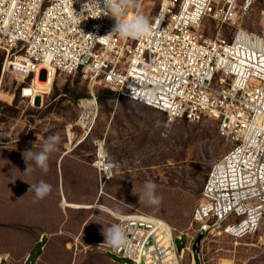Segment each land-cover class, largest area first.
<instances>
[{
    "label": "built area",
    "instance_id": "obj_1",
    "mask_svg": "<svg viewBox=\"0 0 264 264\" xmlns=\"http://www.w3.org/2000/svg\"><path fill=\"white\" fill-rule=\"evenodd\" d=\"M144 1L129 3L127 14L147 17L152 34L124 38L110 34L115 20L91 0H0V50L4 66L22 77L21 97L31 106L53 86L37 88L43 70L54 80L82 74L92 88L79 103L83 135L98 117L95 86L161 111L169 122H217L231 148L211 166L187 245L178 249L184 235L162 218L139 213L119 221L130 244L114 249L118 258L181 264L185 251L195 256L201 234V243L222 235L243 239L264 226V0H160L152 16L141 12ZM256 2L259 30L251 31L239 20ZM207 18L215 23L213 37L204 32Z\"/></svg>",
    "mask_w": 264,
    "mask_h": 264
},
{
    "label": "rangeland",
    "instance_id": "obj_2",
    "mask_svg": "<svg viewBox=\"0 0 264 264\" xmlns=\"http://www.w3.org/2000/svg\"><path fill=\"white\" fill-rule=\"evenodd\" d=\"M159 3L145 0L141 12L152 16ZM260 9L256 2L239 22L258 31ZM233 31L231 26L224 28L228 39ZM204 32L209 37L216 33L210 18ZM5 57L0 50V263L26 264L29 250L45 236L43 251L32 264H131L102 244L103 227L120 221L106 208L119 209L123 217L142 213L166 220L177 235H184L176 241L183 249L186 234L196 229L191 224L205 178L212 164L231 148L217 122H169L161 111L95 86L98 117L93 131L83 135L76 124L79 103L91 96L92 88L82 74H58L51 91L31 106L19 95L22 77L4 66ZM53 134H59L60 143L50 154L48 172L36 168L25 174L23 153L40 151ZM62 155L65 161L58 163ZM28 164L34 167L31 160ZM41 180L53 190L34 202L29 188ZM148 180L157 185L159 206L140 203L139 195L133 194L134 188L140 193ZM189 195L192 203L185 210L183 199ZM64 201L98 203L103 211L67 208ZM200 249V259L186 251L181 264H191L194 258L199 264H264V226L257 235L243 239L207 237ZM37 253L39 249L35 257Z\"/></svg>",
    "mask_w": 264,
    "mask_h": 264
},
{
    "label": "clouds",
    "instance_id": "obj_3",
    "mask_svg": "<svg viewBox=\"0 0 264 264\" xmlns=\"http://www.w3.org/2000/svg\"><path fill=\"white\" fill-rule=\"evenodd\" d=\"M91 2L95 7L102 8V15L110 16L115 20V25L110 34L115 33L124 38H147L152 34L154 26L147 17L137 14L128 18V6L129 3L134 2V0H104V7H101L98 0H91ZM59 143V134H53L46 138L40 151L34 152L33 150H26L23 153L24 160L27 164L24 173L30 174L35 171L36 168L47 173L49 170L50 154L58 149ZM28 160L33 162L34 167L29 166ZM156 188L157 185L155 182L148 180L144 183L140 193H136L134 188L133 194L139 195L140 203L148 206H159L162 197L156 194ZM52 190L53 186L44 180H41L36 184H31L29 188V191L34 193V202L44 199L52 192ZM99 209L100 211H103V208ZM111 211L113 216L124 219L122 212L119 209H113ZM102 235L105 238L102 244L108 245L116 250L127 248L130 244L127 233L122 224H113L107 229L103 227Z\"/></svg>",
    "mask_w": 264,
    "mask_h": 264
},
{
    "label": "bare ground",
    "instance_id": "obj_4",
    "mask_svg": "<svg viewBox=\"0 0 264 264\" xmlns=\"http://www.w3.org/2000/svg\"><path fill=\"white\" fill-rule=\"evenodd\" d=\"M53 83H54L53 77H51L50 79H46L44 81L41 80V79H39V80L36 81V84L38 85V87L39 88L42 87L41 89H44L43 87H46V86L47 87H50ZM103 155H104V152L101 151L100 152V157L103 158ZM105 166L110 169L108 163H106ZM62 205L65 206V207H67V208L85 209V210H87V209L90 210V209H98V208H100V205L98 203L97 204H77V203H74V202L64 201L62 203ZM105 210L108 211V212H110V213H112L111 209L106 208ZM124 219H130V217H126L125 216ZM172 264H178V263L177 262H173Z\"/></svg>",
    "mask_w": 264,
    "mask_h": 264
},
{
    "label": "trees",
    "instance_id": "obj_5",
    "mask_svg": "<svg viewBox=\"0 0 264 264\" xmlns=\"http://www.w3.org/2000/svg\"><path fill=\"white\" fill-rule=\"evenodd\" d=\"M19 95L21 96V88H19ZM202 173H204V172H202ZM206 178H207V176H206ZM206 178H205V180H206ZM195 198H196V193L193 194V199H195ZM191 203H192V195L185 196L184 199H183L182 207L185 210H188V208L190 207ZM46 240H47V238L45 236H43V238L41 240H38L36 242V244L29 250V252L27 253L28 259L26 261V264H28V263L32 264V263L36 262V260L38 259V257L41 255V253L43 251L42 250V248L44 246L43 243ZM38 249H39V253H37V256L35 257V251L38 250ZM34 257H35V259H34ZM196 264H199V263L196 262Z\"/></svg>",
    "mask_w": 264,
    "mask_h": 264
},
{
    "label": "water",
    "instance_id": "obj_6",
    "mask_svg": "<svg viewBox=\"0 0 264 264\" xmlns=\"http://www.w3.org/2000/svg\"><path fill=\"white\" fill-rule=\"evenodd\" d=\"M46 71L45 70H43V72H42V74H41V79L44 81V80H46ZM203 238H204V235L203 234H201L199 237H198V239L196 240V242H195V245H194V253L195 254H198L199 252H200V247H201V241L203 240Z\"/></svg>",
    "mask_w": 264,
    "mask_h": 264
},
{
    "label": "crops",
    "instance_id": "obj_7",
    "mask_svg": "<svg viewBox=\"0 0 264 264\" xmlns=\"http://www.w3.org/2000/svg\"><path fill=\"white\" fill-rule=\"evenodd\" d=\"M65 158H66V155H62L59 159H58V163H60V161L62 160V162L63 161H65ZM27 259H28V257H27ZM27 261V260H26ZM1 264V263H0ZM193 264H196V260H195V258H194V260H193Z\"/></svg>",
    "mask_w": 264,
    "mask_h": 264
}]
</instances>
